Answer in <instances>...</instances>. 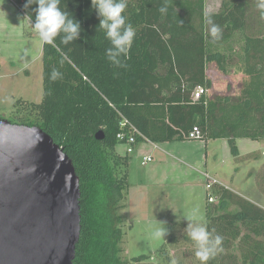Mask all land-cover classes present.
<instances>
[{
    "label": "trees",
    "instance_id": "trees-1",
    "mask_svg": "<svg viewBox=\"0 0 264 264\" xmlns=\"http://www.w3.org/2000/svg\"><path fill=\"white\" fill-rule=\"evenodd\" d=\"M12 1L34 22L38 5L26 8L27 0ZM126 2L124 15L135 38L121 57L123 66L116 67L107 59L110 42L91 0H61L62 10L80 22V38L67 46L59 37L56 46L43 44L42 101L15 105L16 114L28 117L13 118L49 134L80 177L82 230L73 264H155L146 255L123 256L131 157L118 152L125 141L117 136L127 138L131 126L138 143L154 144L187 141L198 127V140H226L239 162L252 155L241 156L238 140L264 143V20L257 0H226L215 12H207L206 0ZM165 2L168 11L161 14ZM209 16L222 30L215 42ZM53 68L62 79L50 80ZM213 71L244 78L235 93L211 95ZM200 87L207 92L194 100ZM99 132L102 140L96 139ZM214 188L219 204L208 207L204 222L195 220L213 238L223 237L222 251L208 264H264V206L219 184ZM189 223L171 226L157 252L159 263L201 264L185 233ZM192 255L194 261H188Z\"/></svg>",
    "mask_w": 264,
    "mask_h": 264
},
{
    "label": "rangeland",
    "instance_id": "rangeland-1",
    "mask_svg": "<svg viewBox=\"0 0 264 264\" xmlns=\"http://www.w3.org/2000/svg\"><path fill=\"white\" fill-rule=\"evenodd\" d=\"M226 0H206L207 12H215L221 8ZM43 43L39 41L38 34L32 29L31 22L25 18L15 5L7 4L0 0V118L9 120L15 124L21 121L13 118L28 117V113L16 114L17 100L40 103L44 93L43 83ZM212 74V73H211ZM219 77L215 81L227 83L229 78ZM214 75V74H212ZM220 79V80H219ZM241 81V78H234ZM221 84V83H220ZM220 90L227 91L223 84L218 86ZM209 147V154L205 158V144L201 141L185 142L178 144L177 152L180 153L176 167L180 170L170 172L167 164H155L158 175L149 177V189L152 200L151 206L139 201L136 205L126 202L123 209L125 218L124 257L131 259L142 255L153 258L155 264H162L156 259L157 252L167 241L172 224L177 221H185L193 218L205 221L208 207L213 204L208 202L206 177H217L235 193H240L252 202L264 206V143L242 139L237 141L241 149V156H251L250 160L243 162L225 160V152L220 143L213 142ZM218 145V151L216 152ZM215 146V148H214ZM120 150V147H119ZM122 153L123 151L120 150ZM240 151V150H239ZM215 152V153H214ZM248 152V153H247ZM257 152L256 154H253ZM214 156V154H218ZM225 154V155H224ZM261 158L263 164L255 171L247 162ZM217 160H216V158ZM233 157V156H232ZM229 158V159H230ZM158 161V160H156ZM208 161V167H205ZM161 165V166H160ZM249 165V166H248ZM153 167V164L146 169ZM168 168V169H167ZM260 170V172H257ZM178 171V172H177ZM152 174V171H150ZM157 174V173H156ZM226 174V175H225ZM233 176L232 183L230 181ZM142 168L133 170L132 182L140 184ZM216 198L215 204H219L217 188L210 191ZM129 199V198H127ZM141 197H139V200ZM235 209L230 207L229 210ZM130 216V217H129ZM156 228H166L167 235L164 238L155 239L153 236ZM194 255L188 261H194Z\"/></svg>",
    "mask_w": 264,
    "mask_h": 264
},
{
    "label": "water",
    "instance_id": "water-1",
    "mask_svg": "<svg viewBox=\"0 0 264 264\" xmlns=\"http://www.w3.org/2000/svg\"><path fill=\"white\" fill-rule=\"evenodd\" d=\"M80 199L64 149L39 126L0 118V264H73Z\"/></svg>",
    "mask_w": 264,
    "mask_h": 264
},
{
    "label": "clouds",
    "instance_id": "clouds-1",
    "mask_svg": "<svg viewBox=\"0 0 264 264\" xmlns=\"http://www.w3.org/2000/svg\"><path fill=\"white\" fill-rule=\"evenodd\" d=\"M91 3L100 18L99 29L104 30L110 42V47L106 49L107 59L114 66L121 67L123 66L121 57L127 55L135 38V30L130 23L126 22L124 15L127 2L126 0H91ZM33 4L38 7L34 10L35 20L34 22L31 20V27L38 34L41 43L56 46L55 42L59 37L60 43L67 46L80 38V22L75 20L68 11L62 10L61 0H27L25 7L30 8ZM256 7L260 11V19L264 20V0H257ZM167 11L165 2L159 8V12L166 14ZM207 23L211 25L210 35L215 42L222 37V30L210 16ZM49 78L55 82L62 79V73L53 68ZM188 221L190 223L185 233L196 245L195 257L201 264H208L218 251H222L223 237L216 235L213 238L206 226L195 222V215ZM166 235V228H156L153 233L155 239L164 238Z\"/></svg>",
    "mask_w": 264,
    "mask_h": 264
},
{
    "label": "crops",
    "instance_id": "crops-1",
    "mask_svg": "<svg viewBox=\"0 0 264 264\" xmlns=\"http://www.w3.org/2000/svg\"><path fill=\"white\" fill-rule=\"evenodd\" d=\"M5 2L7 4L11 3L12 5H15L18 8V10L21 12V14L25 18H27L22 13V11L19 9L17 4H15L12 0H5ZM211 73L214 74V75H212ZM211 73L209 72V75H212V79L214 80V91L213 92H209V94H211V95L212 94H218V93H225L226 92V91H222V90L219 89L218 86L221 85V84H223V87H221V88H224V86H226L228 92L230 91V92L235 93L237 91L238 85L240 84V82H242V80L244 78L242 75H238V76H232L231 78H229L227 83H223V82H220V81L216 82L215 79L219 78V77H217V76H219V74L217 72H215V71H213ZM234 78H241V81H236ZM195 141H201L202 144L203 143L205 144V149H206V151L208 150L207 152H205L206 160H207L208 154H209V147L211 146V144H214L213 142L224 141L225 143H220V147H222L223 151L225 152V154H226V155L224 154L225 157H227V155L231 153L230 146H229V144H228V142L226 140H209V141H204V140H191L190 141V140H187V142H195ZM185 142L186 141L172 142V143L168 142V143H163V144H154V143H151L149 141H140L135 146L134 152L129 155L131 157V160H130V170H129L130 189H129V192H128V198H129V199H127L128 203H130V204L132 203L133 207H134V205H136L139 201H141L140 203H142V204L145 203L146 206L147 205L151 206V203L154 200H152V197L150 195L149 177H151V175H158L159 174V171L157 170V166L158 165H155V164H162V165L167 164V167H170V172H176V170H180L178 167H176V164H177L176 162H180V158H178V157L182 156V155H180V153L177 152V150H178L177 146H178V144H184ZM261 143H263V142H261ZM119 147H120V150L123 151V153L119 150V148H118V152L121 153L122 155H126L128 146L122 144ZM214 148H215V146H214ZM216 148H217V150H216V152H217L218 148H219L218 145H216ZM239 150H240V153H241V149H239ZM256 153L257 152H255L253 154H256ZM216 155L218 156L219 153L218 154H214V156H216ZM147 156H151L153 158V161L150 162L149 164H147L146 166H144V165H142V161H143V158L147 157ZM232 156H231V158L228 157L225 160H227V161L229 160V161L233 162V158L234 157H232ZM261 158H263V157L259 156V158L247 162L249 165L252 163L251 166L252 167L254 166L253 167L254 172L257 170V168H259L263 164V162H260ZM156 160H158V161H156ZM216 160H217V158H216ZM262 161H264V160H262ZM151 164H153V167L146 169L147 166H150ZM205 167L206 168L208 167V161H206ZM136 168H138V169L142 168V179H140V184H137L136 182H134V183L132 182L133 170L136 171ZM150 171H152V174L150 173ZM213 178H215L219 182V185H221L223 187L225 186L226 188H228L217 177L214 176ZM229 179H230V181L232 183L233 176L231 175V177ZM206 185H207V182H206ZM211 194L212 193L207 190L208 202H209V195H211ZM237 194L240 195V193H237ZM241 196H242V194H241ZM139 197H141L140 200H139ZM255 203H257V202H255ZM210 204L214 205L215 203H210ZM257 204H259V203H257ZM126 205H127V203H126ZM126 205H125V207H126ZM123 215H124V213H123ZM186 221H188V220L177 221V222H186ZM199 222H204V221H199Z\"/></svg>",
    "mask_w": 264,
    "mask_h": 264
},
{
    "label": "built area",
    "instance_id": "built-area-1",
    "mask_svg": "<svg viewBox=\"0 0 264 264\" xmlns=\"http://www.w3.org/2000/svg\"><path fill=\"white\" fill-rule=\"evenodd\" d=\"M206 90L204 88H197L194 92L193 95V99L194 100H198L200 99L203 95L206 94ZM126 123H123L122 125L125 126ZM130 134L128 135V137L126 138L124 133H120L117 138L119 141H125L124 145L128 146L127 149V154H132L135 150V146L138 144L137 139L135 137V134H138L137 130L134 127H130ZM189 140H198L201 138V131L198 127H194L192 132L189 134V136H187ZM143 141H146L145 139H143ZM153 161V158L151 156H147L143 158L142 161V165L146 166L147 164H149L150 162ZM206 177V189L210 192L217 184H219V182L211 177L209 174H205ZM209 202L210 203H215L216 202V198L212 195H209Z\"/></svg>",
    "mask_w": 264,
    "mask_h": 264
}]
</instances>
